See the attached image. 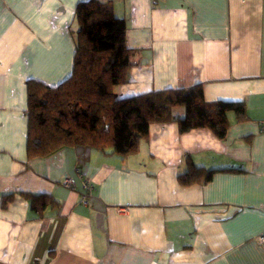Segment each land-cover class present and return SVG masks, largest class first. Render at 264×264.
Returning a JSON list of instances; mask_svg holds the SVG:
<instances>
[{"label":"crops","instance_id":"1","mask_svg":"<svg viewBox=\"0 0 264 264\" xmlns=\"http://www.w3.org/2000/svg\"><path fill=\"white\" fill-rule=\"evenodd\" d=\"M81 1L0 0V264H264V0H102L133 52L116 95L200 84L206 101L245 105L225 138L153 122L127 156L77 145L29 157L27 82L70 76ZM187 156L216 170L209 181L179 183ZM43 193L59 205L40 215L27 194Z\"/></svg>","mask_w":264,"mask_h":264},{"label":"trees","instance_id":"2","mask_svg":"<svg viewBox=\"0 0 264 264\" xmlns=\"http://www.w3.org/2000/svg\"><path fill=\"white\" fill-rule=\"evenodd\" d=\"M70 32L75 42L70 76L56 86L27 82L29 157L77 145L127 156L138 151L153 122L177 121L180 132L208 128L223 139L230 113L246 117L240 101H206L200 84L119 98L115 87L130 80L133 52L126 44V22L116 17L110 1L79 2ZM178 106L186 109L184 116L173 114ZM186 161L187 171L178 176L183 186L205 183L216 171L196 166L190 156ZM27 196L40 215L48 206L59 205L49 194ZM10 198L5 196V201Z\"/></svg>","mask_w":264,"mask_h":264},{"label":"built area","instance_id":"3","mask_svg":"<svg viewBox=\"0 0 264 264\" xmlns=\"http://www.w3.org/2000/svg\"><path fill=\"white\" fill-rule=\"evenodd\" d=\"M260 127H261V130L264 131V121H260ZM79 178L81 181V187L85 191V194L83 196V201L85 203H88V194L93 189L91 179L86 178L81 174H79ZM61 184L67 188H75L78 184V181L75 177H65L61 181ZM118 210L119 212L127 213L129 211V207L128 206L120 207ZM258 241L262 249L264 250V232L258 235Z\"/></svg>","mask_w":264,"mask_h":264}]
</instances>
